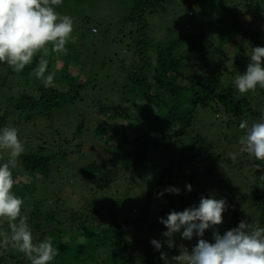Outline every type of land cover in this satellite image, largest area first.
<instances>
[{
  "label": "trees",
  "instance_id": "trees-1",
  "mask_svg": "<svg viewBox=\"0 0 264 264\" xmlns=\"http://www.w3.org/2000/svg\"><path fill=\"white\" fill-rule=\"evenodd\" d=\"M89 1L62 0L64 12L56 6L60 15L75 7L71 17L79 36L66 45V55L46 57L52 85L34 75L42 53L22 72L0 64V128L15 127L19 136L27 128L32 132L13 169L15 181L20 174L23 182L16 181L13 191L24 201L22 216L34 242L52 238L58 249L53 264H175L183 243L191 252L197 238L185 241L177 233L170 241L159 221L198 206L201 197L226 199L214 229L220 235L241 220L250 230L264 227V164L239 145L240 122L251 124L264 114V89L241 95L228 85V78L245 71L252 48L264 47L262 5L114 0L111 20L98 22L81 14ZM229 57L230 70L221 69ZM82 103L88 117L107 111L105 118L76 123L67 111ZM60 114L74 125L68 137L52 124L42 131L32 125ZM115 134L119 141L110 150ZM7 159V150H0V160ZM36 179L69 192L38 193ZM170 187L180 194L158 195ZM214 230L202 238L213 242ZM8 231L0 221V232ZM152 240L161 247L155 249ZM0 264L30 261L7 247L0 249Z\"/></svg>",
  "mask_w": 264,
  "mask_h": 264
},
{
  "label": "clouds",
  "instance_id": "clouds-1",
  "mask_svg": "<svg viewBox=\"0 0 264 264\" xmlns=\"http://www.w3.org/2000/svg\"><path fill=\"white\" fill-rule=\"evenodd\" d=\"M61 0H0V64H6L15 72H22L30 65L38 53H42L35 78L45 87L52 85L54 73H48L49 53L67 54L66 45L72 38L74 20L71 16L60 15L56 6ZM264 47L252 48L249 63L243 73H238L232 85L241 95L264 89ZM239 128L244 135L239 139L240 152L264 164V114L259 121L251 124L242 120ZM0 150H7V162H0V221H6L8 232H0V249L12 247L21 252L30 264H53L58 249L52 238L34 242L32 230L22 216L24 201L17 196L13 187L16 183L13 169L24 152V145L15 127L0 128ZM191 192V185H185ZM165 193L180 194V189L170 187ZM227 210L226 199L200 198L198 206L186 208L182 212L172 211L160 223L167 229L163 233L171 238L179 233L184 240L195 236L196 245L189 253L184 249L174 258L177 264H264V227L252 230L241 220L237 227L223 235L215 226L222 223V214ZM213 229V242L202 237L206 230ZM155 249L160 242L151 241Z\"/></svg>",
  "mask_w": 264,
  "mask_h": 264
},
{
  "label": "rangeland",
  "instance_id": "rangeland-1",
  "mask_svg": "<svg viewBox=\"0 0 264 264\" xmlns=\"http://www.w3.org/2000/svg\"><path fill=\"white\" fill-rule=\"evenodd\" d=\"M64 1H66V4H67L71 0H64ZM112 1H114V0H90L89 3L85 7L82 8L81 14L84 15V16H88V15L92 14V20L96 19L98 22L99 21L103 22V21L111 20V15L109 14V12L114 10L115 7H116L114 2H112ZM236 1H240V0H236ZM61 2H62V0H61ZM92 2H94V3L92 4V7H91V3ZM241 2L244 3V0L241 1ZM258 3H260L262 5V10L264 12V0H258ZM64 5H65V3H60L58 5L60 10L64 8ZM74 8H75L74 6H71L69 8V10L66 11L68 16H73L74 17L77 14V13L74 12L75 11ZM62 11L64 12V9ZM62 11H60L59 14H61ZM158 20H159V18H158ZM260 26H261V29L264 31V22L263 21H262ZM72 34H73L72 35V39H76L79 36L77 30L73 31ZM155 38L157 39L156 36H155ZM219 57L222 58L221 53L219 54ZM231 57H229V59H225V62L223 63V67L221 69L228 68L230 66L231 63L229 61L231 60ZM229 70H230V67H229ZM228 85L229 86L232 85V81L229 78H228ZM17 90H19V89H17ZM84 106H85V103H82V104L77 105L75 109L67 111L69 113V117L72 118L75 122L76 121L80 122L83 119H85V121H86V119H88L86 121V122H88L89 120H92V119H97V118L100 119L101 117L105 118V116L107 114V111H105V112H103V114L101 116L96 117L95 113L94 114L90 113L89 117H88V114H86L85 111H84V109H85ZM63 114L66 115L67 113L65 112ZM63 114L59 115L60 118L56 117V118H53V119H50V120L43 119V118L36 119V120L33 121L34 123H32V125L36 126V128H38V129H40L42 131L43 128L45 129L46 124H52L53 126H56V128H61L63 130V134H67L66 137H68V134H70L72 132L74 125L72 123H70V122L68 123L66 119H63L62 118L64 116ZM23 119H25V117H23ZM90 123L91 122L89 121V125H90ZM194 126H195L196 129L199 128L197 125H194ZM157 128H159V127L153 126V129H157ZM124 129L127 130L126 127ZM26 130H28V131H26ZM26 130L21 132V136H19L22 139V143H24V144L27 142V138L26 137H31V135H32V132H31V130L29 128H27ZM126 132L128 134H132V132L130 130H127ZM109 136H110V134L108 132L105 133V135H104L105 138H107ZM183 140H184V138H180L178 141H179V143H181ZM118 141H119V135L118 134L113 135L111 140H110V142H109V144L107 145V148L111 150L118 143ZM218 153H222V151H218ZM231 156H233V154L225 152V158L226 159H231ZM0 162H3V161L0 160ZM18 168H19V165L17 163V165H16V167L14 169H18ZM66 174L67 173L65 171H61V176L62 177H65ZM21 178H22V175L20 176V174H18L16 176V181H21L22 180ZM22 182H23V180H22ZM33 182H34V185L36 186V188H39L38 189V193H40L41 190H44V193L46 195H50L55 190L56 191L65 190V191L69 192V188L67 189V187L63 188V189H58V186L56 184H52V186H49V184H47V182H44L41 179H39V180L36 179L35 181L33 180ZM143 188H144L143 190L145 192L147 189H146L145 186ZM35 198H36L35 200H37V201L40 199L37 196V194L35 195ZM32 199H34V198H32ZM32 208H33L32 205L25 206V208H23L24 209V216L26 214H28L32 210ZM68 239L71 240L74 243L75 235L72 234V233H69ZM196 243H197V241L194 242L193 245L195 246ZM184 249H186L188 251L186 243H183V245L181 246V249L178 250V254L176 255V257L179 256ZM191 249H192V247H191ZM175 264H177L176 261H175Z\"/></svg>",
  "mask_w": 264,
  "mask_h": 264
}]
</instances>
